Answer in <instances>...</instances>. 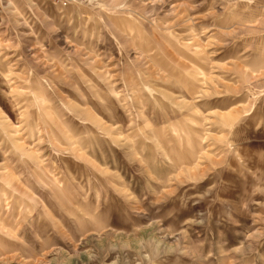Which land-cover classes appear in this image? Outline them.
I'll list each match as a JSON object with an SVG mask.
<instances>
[{
    "label": "rangeland",
    "instance_id": "obj_1",
    "mask_svg": "<svg viewBox=\"0 0 264 264\" xmlns=\"http://www.w3.org/2000/svg\"><path fill=\"white\" fill-rule=\"evenodd\" d=\"M0 264H264V0H0Z\"/></svg>",
    "mask_w": 264,
    "mask_h": 264
}]
</instances>
